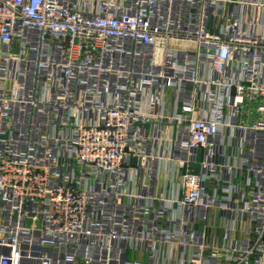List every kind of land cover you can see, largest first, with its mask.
<instances>
[{
  "label": "built area",
  "instance_id": "obj_1",
  "mask_svg": "<svg viewBox=\"0 0 264 264\" xmlns=\"http://www.w3.org/2000/svg\"><path fill=\"white\" fill-rule=\"evenodd\" d=\"M0 264H264V0H0Z\"/></svg>",
  "mask_w": 264,
  "mask_h": 264
}]
</instances>
